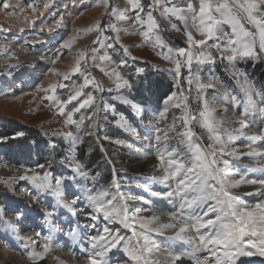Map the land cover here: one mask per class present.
I'll return each instance as SVG.
<instances>
[{
    "label": "rangeland",
    "instance_id": "374dc122",
    "mask_svg": "<svg viewBox=\"0 0 264 264\" xmlns=\"http://www.w3.org/2000/svg\"><path fill=\"white\" fill-rule=\"evenodd\" d=\"M123 1L125 0H109V7L106 8L102 0H0V12L4 16H20L31 25L30 30L19 29L25 34L23 39L17 36L18 30L13 31L0 21V28L7 29L0 31V46L5 52L1 56L10 60L6 64L7 73L0 68V130L4 124L9 126L0 132V179L10 180L25 174L26 169H35V173L27 174L43 176L47 173L51 185L46 190H40L30 181L14 180L12 187L15 191H11L4 183H0V264H50L54 258L53 253L65 250L80 261L87 262L86 257L92 251L89 238L103 234L104 227H108L112 234L118 232L125 237L124 241L104 257L108 264H134L123 246L127 244L131 247L137 240L143 244V237L133 236L132 229L125 228L118 221H105L102 217L98 220L91 218L93 213L86 199L88 190L95 193L101 189H107L112 194H123L121 202L127 209L128 223L132 224L137 233H144L149 237V246L153 248L150 254L145 251L149 260L170 264L171 258L176 257L174 264H193L194 256H208L209 253L202 247L196 249L192 244L170 239L178 229L165 230V235H159L141 229L138 223L142 218L152 216L159 217L158 223H168L172 216L179 220L181 215L188 214L187 210L182 212V200L179 196L166 195L175 189L176 180L170 178L167 182H160L159 177L164 174L162 169L166 165H161L156 153L157 148L163 151L167 146L168 149H176L187 160V149L185 143L181 142V133L189 128L195 133L193 139L198 143L205 146L210 143L207 130L199 123L202 97L213 103L216 118L223 121L220 127L232 136L228 148L234 150L235 155L225 154L218 158L221 162H229L230 178L264 181V171L258 169V162L264 163V156L247 155L249 152L264 153V114L259 111L264 106V53H259L256 57L237 56L230 61L227 57L233 53L224 50L226 41L209 40L206 45L192 47L190 51L195 56L203 49L206 54L211 55L214 62L198 65L194 59L191 65L192 83H188L189 73L183 66L177 80L174 78V63L158 55L160 51L166 53L167 48L160 49L154 38L158 33L167 47L189 49L185 24L174 16L161 13L164 6L183 9L182 14L188 17L187 30L196 39H202L192 26L191 19L193 12L199 11L201 0H162V4L155 9L149 8L151 0H141L144 6L141 17L146 19L148 11H151L159 25L150 34L152 39H145L140 34L142 29L135 23L136 12L131 9L127 0L124 9L128 11L123 13V18L111 15L112 7L118 11L123 10L120 7ZM5 3L9 5L7 8L3 7ZM97 8H102V13L94 18L93 11ZM65 19L70 20L71 26L65 25ZM89 20L94 21L88 27ZM97 23L105 29L103 33L87 31ZM109 23L120 29V43L128 48L130 56L123 52L119 44L115 48L106 47V44L113 41L106 40L105 37L116 35L107 27ZM72 24L79 27L75 37L71 35ZM173 25L180 30H175ZM246 27L251 28V25ZM224 29L231 31L227 25H224ZM143 30H146V25ZM12 38L19 39L31 52L38 51L44 58H48L39 66L40 71L55 69L61 74L51 83L58 85L55 93L44 90L49 89L51 84H41L44 78L34 75L29 70L32 68L30 64L15 61L18 54L10 47ZM67 41L72 42L71 47H62ZM213 43H219L221 48L209 47ZM81 52L85 53V58L80 60L81 71L72 74ZM104 55H108L110 60L104 61L103 66L109 72L114 68L129 82L131 77L135 79L144 75L147 68L162 73L173 85L169 96L173 93L175 96L165 105L164 101L168 96L163 101L162 108L157 110L135 102L130 96L131 88H117L113 77L105 75L94 66L92 58H96L95 64H100L99 57ZM122 60L126 63L121 64ZM141 68L144 69L143 72L138 71ZM65 73L69 74L66 80L63 76ZM84 75H88L90 81L94 78V82L82 88L83 93L91 95L93 99L73 115L74 120L83 119V123L79 126L69 125L65 123L66 117L59 113L58 108L75 89L83 86ZM148 79L150 78L145 81ZM154 79L152 77L147 81L148 84L144 82V88L154 83ZM198 81L212 83L215 87L201 89ZM61 83L65 87L60 88ZM95 84L100 85L99 90ZM157 86L156 90L159 91L162 82L157 83ZM47 96L52 99H46ZM232 96H236L237 100L233 101ZM83 99L84 95L67 104L65 113ZM176 103H180L181 107H174ZM161 112L163 116L159 115ZM188 116H195L196 120H190L185 125L184 118ZM16 127L42 132L49 145L38 144L34 136L23 140V134L11 138L4 136L6 132L17 129ZM87 131H92L94 135H86ZM69 132L79 140H86L87 145L94 146L93 140L101 145L111 162L110 170L107 171L104 166L99 168L104 179H85L74 171L79 165L75 158L78 143L73 146L71 139L66 138ZM157 136L160 137L159 142ZM252 136H259L261 139L252 140ZM61 143L64 145L62 149L59 147ZM58 158L62 160L58 161ZM41 160L48 161L43 168L38 167L42 165ZM98 165L99 162L95 163V166ZM55 166L61 171L57 172ZM81 170L83 171L82 167ZM113 179L118 188L112 186ZM58 180L59 185L56 183ZM57 188L60 190L59 196L55 194ZM229 191L238 194L249 209L264 203V195L257 194L264 191V185L260 183L253 185L245 182ZM259 196L260 199H256ZM137 209L141 211L138 212ZM91 224L96 227H90ZM192 231L194 230L190 229ZM73 232L77 234L75 239L69 235ZM48 236L52 237V250L43 259L34 262L31 259L33 249L43 252L42 244ZM21 237H30L31 240L25 241ZM5 250L10 253L9 258L4 257ZM237 264H264V256L241 257Z\"/></svg>",
    "mask_w": 264,
    "mask_h": 264
},
{
    "label": "snow or ice",
    "instance_id": "6c2138e0",
    "mask_svg": "<svg viewBox=\"0 0 264 264\" xmlns=\"http://www.w3.org/2000/svg\"><path fill=\"white\" fill-rule=\"evenodd\" d=\"M103 5L108 8L109 0H102ZM127 3L131 5V9L136 12L135 23L140 25L142 31L140 34L145 39H152L154 30L158 29L155 18L151 11H148L146 19L141 17L144 12V6L141 0H127ZM162 4V0H151L149 5L150 9H155ZM9 5L5 3L3 7L7 8ZM264 0H201V4L198 12H193L191 15L192 26L196 29L198 35L202 39H196L191 31L187 30L188 17L182 14L183 9L175 7L164 6L162 15H171L181 20L185 24V35L189 44V49L177 48L173 49L167 47L164 42L160 39L159 34L155 35V44L160 48H167V52H158V55L162 59L168 60L174 63V78L177 80L181 75V68L186 67L189 73L187 77L188 83H192V63L196 60L198 65L205 63H213L214 60L210 54H206V51L201 49L198 55L193 54L190 49L192 47L200 48L207 44L209 40L221 41L225 40L224 50H230L233 54L227 58L235 60L239 57H256L259 53H264ZM128 9L117 10L115 7L111 9V15H119L123 18V13ZM62 22V18H61ZM146 25V30L145 29ZM224 25L230 28V32L225 31ZM251 25V28L246 27ZM60 24H57L59 27ZM116 35L105 37L106 40H111L113 43L106 44L107 48H115L117 44L123 49L126 55L130 56L128 48L120 43L119 32L120 29L115 24L109 23L107 25ZM174 29L179 31L173 25ZM93 30L103 33L105 29L100 27L97 23L87 31L92 32ZM0 31H7V29L0 28ZM127 31V30H125ZM71 41L63 43L62 47H71ZM209 47L221 48L219 43H213ZM59 51V50H57ZM181 57L184 59L181 60ZM85 58V53H80V59L77 60L75 67L72 69V74L81 71L80 60ZM94 66L98 67L99 70L105 75H109L116 81L117 88L127 87L131 88V83L123 79L113 68L111 72L103 66L104 61L110 60L108 55L99 57L100 64H95L96 58L93 57ZM135 59V57H131ZM126 61H121V64ZM56 72L55 69H52ZM139 72H143L144 69H139ZM172 71V70H170ZM56 75H61L56 73ZM83 75V73H82ZM234 75H238L235 74ZM64 79H68L69 74H63ZM90 82L88 75H84L83 86L80 89H75L72 94L69 95L68 99L61 102L58 108L59 113L65 116V123L72 125L83 123V119L77 121L73 119V115L79 112L81 108L89 105L92 101V96L83 93L82 88L86 87ZM98 90L99 84L94 85ZM58 85L53 83L49 86V89L45 91H51L55 93ZM60 88L65 87L63 83L59 84ZM198 87L201 89L215 87L212 83H199ZM82 95L85 96L78 105H74L71 110L65 113L64 108L67 104H71L73 101L78 100ZM175 93L169 96L165 101V105L168 104L169 100L173 99ZM46 99H52L51 96L45 97ZM233 101H236V96L231 97ZM187 99L186 97L184 98ZM202 99V110L199 115L201 120L199 121L201 127L205 128L209 134L210 143L208 145H202L193 139L195 133L191 129L185 130L181 133L182 143H185L187 149V160L184 156L178 154L176 149H168L167 146L163 149L157 148V158L161 165H166L162 169L163 175L159 177L160 182H167L170 178L176 180V186L173 191L166 193L168 197L179 196L182 200L181 210L182 212L187 210V215H181L178 220L176 216L170 218L171 222L158 223L159 217L152 216L150 218H142L138 221L139 227L145 229L147 232H154L159 235H165V230H176L171 235L170 239L182 241L186 244H192L196 249L202 247L206 250L209 255L203 258L194 256L193 264H237V261L241 257H252L255 255L264 256V203L257 204L255 208L249 209L245 202L240 198L238 194H235L229 189L237 188L239 185L247 182L249 184L260 183L264 185V181H257L255 179L245 181L243 178L231 179V172L228 168V161L223 160L222 162L218 159L223 155H235V151L228 148V142L231 141V134L227 133L220 125L223 124L222 120H218L215 116L216 108L211 101L206 98ZM135 107V106H133ZM174 107L180 108L181 104L176 103ZM259 111L264 114V106L259 108ZM95 115V111L92 112ZM163 116V112L159 114ZM91 119V116L89 117ZM190 120H196L195 116H188L184 118V124L188 125ZM92 127H95L93 122ZM134 131V129H130ZM159 131V130H157ZM86 135H94L92 131H87ZM17 135H22L18 133ZM227 137V139H225ZM66 138L71 139L73 146L79 142L78 137H73L71 132L66 134ZM167 136H165V139ZM6 139V138H5ZM252 140L261 139L259 136L250 137ZM160 137L157 136L159 142ZM131 147V145H129ZM249 156H264V153L260 152H249ZM165 156L168 158L165 159ZM222 163V166H221ZM43 168L44 165H38ZM258 169L264 171V163L258 162ZM256 170V169H253ZM81 177L85 179H95L90 177L87 171H82L81 167L77 165L74 168ZM27 172L35 173V169H26L25 174L19 175L18 177L10 178V180L0 179V183H4L5 186L15 191L12 187V181L23 180L32 182L36 188L40 190H46L51 185L48 181V174L44 173L43 176L33 174L28 175ZM98 175V173H97ZM37 181H39L37 183ZM57 185L60 184L58 180ZM112 186L117 187L115 179L112 181ZM55 194L60 195L59 188L56 189ZM120 196V199H117ZM87 203L92 210V220H98L102 217L103 220L118 221L125 228H131L133 236H142L143 244L137 240L136 244L129 247L127 244L123 246L124 251L127 253L128 258L134 264H159V261L149 260L145 256L147 253H152L153 248L149 246V237L144 233H137L132 227V224L128 223L129 216L126 207L122 204L123 194L116 193L112 194L107 189H101L93 193L88 190ZM68 207L67 205H65ZM137 211H141L137 209ZM51 215V213H48ZM10 223V222H9ZM90 227H96L95 224L89 225ZM191 230H194L190 232ZM206 229L207 231H201ZM70 236L75 239L76 233H69ZM25 241H30V237H21ZM125 237L120 235L118 232L112 234L108 227L103 228V234L93 235L89 238V243L92 251L86 257L90 264H108V261L104 259L107 253L112 249L116 248L117 245L124 241ZM44 249L43 252H36L33 249L31 259L35 262L37 259H43L45 255L52 250V237L48 236L42 244ZM253 249L255 251H253ZM176 257L172 258L170 264H174Z\"/></svg>",
    "mask_w": 264,
    "mask_h": 264
},
{
    "label": "trees",
    "instance_id": "16d2710c",
    "mask_svg": "<svg viewBox=\"0 0 264 264\" xmlns=\"http://www.w3.org/2000/svg\"><path fill=\"white\" fill-rule=\"evenodd\" d=\"M145 70L146 71L144 75L142 76L139 75L135 79H132V77L130 78L131 90H132V93L130 96L135 102L144 104L152 109L157 110L159 108H162L163 101L169 96V94H171L173 85L169 81V79L164 77L162 73L156 70H151L150 68H147ZM152 77H155L154 83L152 84L150 83V85L144 88L145 86L144 82L147 83V81H150ZM146 78H150V79L145 81ZM159 82H162V86H161V89L158 91L156 90V88L158 87L157 83ZM8 127L9 126H6L4 124L0 132H3V130H5V128H8ZM22 131H23L22 136L24 137L21 140L25 138L27 139L30 136H34L38 144L46 143L49 145L48 141L45 138H43L42 132L27 131V129H22L21 127H18L15 130L12 129L6 132L4 136H6L7 138H11L13 136H16L17 133L22 132ZM93 141H94V146L92 144L87 145V142L84 139L79 140L78 145L75 149V158H76V162L79 165H81V167L83 168V171H87L90 177H95V179H90V180H97V179L102 180L104 179V177H103V174L101 173L102 170H99V168H101V166H104L105 169L108 171L111 168V162L109 161L105 152L102 150L101 145L97 143V140H93ZM59 147L62 149L64 145L61 143ZM60 159L62 160V158H58V161ZM41 162H42V165H45L46 162L48 161L41 160ZM97 162H99L100 166L99 165L95 166V163ZM54 169L57 170V172L61 171V169H59L58 166H55ZM148 178L149 176L146 177L144 181L147 180ZM135 186H140V185H135Z\"/></svg>",
    "mask_w": 264,
    "mask_h": 264
},
{
    "label": "bare ground",
    "instance_id": "6f19581e",
    "mask_svg": "<svg viewBox=\"0 0 264 264\" xmlns=\"http://www.w3.org/2000/svg\"><path fill=\"white\" fill-rule=\"evenodd\" d=\"M126 6H127V3H126V0H125V1H123V3H121L120 7L124 9ZM101 13H102V8L101 9L97 8L95 11H93V14H94L93 17L94 18L99 17L101 15ZM85 20H86V22H88L87 19H85ZM0 21L3 24L7 25V27H9L10 29H13V31L14 30H18L16 32L17 36L18 37H22L23 39L25 38V34L21 33V31L19 29H21V28H25V30H30L31 29L30 28L31 25L27 24L23 20V18L20 17V16H15V15H13V16H4L3 13L0 12ZM92 21H94V20H92ZM92 21L89 20L90 24L88 25V27L91 26V24H92L91 22ZM65 25L66 26L70 25V20L69 19H65ZM72 27H73V31H72L71 35H73V37H75V35L77 34V29L79 27L74 25V24H72ZM10 47L15 51V53L18 54L16 56V58H14L15 61H20V62H23V63H26V64H30L32 68L29 69V70L33 71L34 75H38V76L44 78L42 80L41 84L46 85V84H51L52 82H54L55 78L57 77V75H56L57 72H53L52 70L40 71V69H39V66L43 65V62L45 60H47L48 58H44L43 55L40 52H38V51L31 52L28 49V47H25V45H22L20 43L19 39H13L12 38L11 42H10ZM3 53H5V52H4L3 48L0 46V68H2V71H6V73H7L8 70L6 69V64L8 62H10V60L9 59H3V57L1 56V54H3ZM260 192L257 193V194L263 196L264 195V193H263L264 191H262L261 193ZM256 199H260V196L257 197ZM3 255H4L5 258H9L11 256L10 253L7 250L3 251ZM53 255H54V258L52 259L50 264H90L89 261H87V262L82 261V260L80 261V259H78L76 256L72 255L71 253H69L66 250L53 253ZM23 264H27V263H23Z\"/></svg>",
    "mask_w": 264,
    "mask_h": 264
}]
</instances>
